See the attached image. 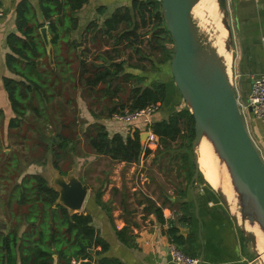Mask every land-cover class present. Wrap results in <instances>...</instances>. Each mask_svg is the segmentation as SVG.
Segmentation results:
<instances>
[{
  "label": "trees",
  "instance_id": "16d2710c",
  "mask_svg": "<svg viewBox=\"0 0 264 264\" xmlns=\"http://www.w3.org/2000/svg\"><path fill=\"white\" fill-rule=\"evenodd\" d=\"M88 2L89 0H38V5H35L31 0L18 1L15 11L16 29L6 39L10 48L6 54V63L17 78H3L15 112V117L9 121L10 129H15L18 120H22L20 117H25L30 109L37 113L34 115L44 118L43 124L58 121L54 115L53 118L49 117L42 105L47 109L53 102L56 105V100L60 97L70 104L71 96L66 93L70 90L65 79H69V83H75L76 80L80 81V75L87 78L84 84L86 88L104 85L106 91L114 97L115 94L127 92L126 99L119 106H111L106 117L125 109L135 111L150 103L162 106L166 102L169 87L163 71L167 65L171 67L174 46L169 44H174V40L166 26L161 2L135 0L132 6L117 8L102 24L98 20H91L83 32L84 40H91L98 47L100 43L109 46L97 50L98 59L91 63L83 57L91 51L90 46H86L84 40L71 39L72 33L79 28L78 12ZM1 5L0 0V11ZM102 11L99 8L98 12ZM150 23L152 26L145 31L146 34L140 33L139 29ZM44 25L48 27L49 46L41 33ZM141 35L147 36L152 50L148 54L143 52L141 58L149 60L151 69L145 64L131 65L126 64L125 60L120 62L116 59L121 57L124 49L140 43L143 38ZM135 49L142 52L139 46ZM75 62L78 63L80 72L77 76L74 71ZM81 67L84 69L83 73ZM66 71L70 72L65 73ZM150 73L156 77L149 80ZM64 101L62 100L63 110L59 111L61 118L64 112H74L68 110ZM64 124V129L58 134L60 141L57 145L60 148L76 137L74 128L69 123ZM91 124L92 126L84 127L82 132L86 136V144L97 155H105L117 161L137 162L141 156L154 151L142 142L139 130L141 126L135 127L133 133L124 135L121 132L110 134L103 122ZM150 127L159 137L158 147L164 144L169 146L171 141L181 139L180 145L185 149L180 150V153L185 162L179 167V171L181 175L184 172L188 182H191L194 174V169L190 166L191 162L194 166L192 144L195 138V119L189 108L184 107L172 112L168 118L155 120ZM46 137L50 136L42 135L43 139ZM0 146L3 145L0 143ZM59 147L54 146L52 149V163L60 173L66 174L60 168L59 159L63 152ZM73 148H77L75 141ZM2 152L4 155L5 152ZM67 154L69 151L64 152V156ZM20 171V179L7 195L9 204L14 208V226L8 225L6 232L0 229V264H19V261L21 264H123L103 255L109 248V242L93 224L92 214L70 212L66 206L57 202L59 191L50 185L39 170L26 171L22 165ZM202 175L200 171L199 177ZM182 193L187 194L186 190H181ZM150 206L164 219L161 207L152 201ZM184 210L190 212L188 206ZM122 232L124 230H118L121 236ZM180 238L181 236H174L173 240L179 245L182 243Z\"/></svg>",
  "mask_w": 264,
  "mask_h": 264
},
{
  "label": "crops",
  "instance_id": "0c3cea01",
  "mask_svg": "<svg viewBox=\"0 0 264 264\" xmlns=\"http://www.w3.org/2000/svg\"><path fill=\"white\" fill-rule=\"evenodd\" d=\"M1 1L0 116L7 120L9 126V121L15 116V112L11 107L3 78L5 76L17 78V75L8 68L6 63V54L10 50L6 39L8 34L16 29L15 11L19 0ZM133 1L135 0H89L78 12L79 28L72 33L71 37L79 41L84 40L83 32L93 18L100 16L102 24L103 20L113 14L117 8L132 6ZM31 2L38 5V0H31ZM99 8H102V13L98 12ZM229 10L234 36L232 70L236 75L237 86L242 90V95L246 99L254 76H258L264 71V0H230ZM44 26L47 27V25ZM163 72H165L163 77L168 84L169 92L166 102L153 114V121L168 118L172 112L187 107L172 74L170 75L168 66L164 67ZM149 76V80L156 77L153 73H150ZM149 80L147 79V82ZM105 124L112 133H133L137 126H141L139 129L141 133L147 129L143 119L127 123L111 116L110 119H105ZM249 129L264 158V121L251 113ZM157 152L150 154L155 155ZM111 160L118 163V168L122 170L121 174L126 173L123 171L124 168L134 171L140 162ZM140 160L142 161V159ZM192 165L191 162L190 168L194 169ZM200 169L203 175L199 177L195 188L198 199V216L191 192V182H188L184 172L177 195H169L163 190L162 193H157L158 204H161L155 203L159 207L163 206L164 219L154 212L150 204L147 205L143 201L137 203L135 208L130 210L131 215L125 214L126 216H124L120 211L114 213L106 202V192L108 190L111 192L112 185H115L118 187L117 192L124 194L123 186L125 184L122 178L113 177L114 181L110 183L108 190L101 191L105 194L103 197L102 194L96 195L92 192V187L89 185L88 199L94 202L93 204L91 202L88 212L93 216V224L109 242V248L103 255L123 264H178L171 258L170 244L174 241V236H181L180 249L189 255L198 257V264H260L255 261V258L260 256L256 254L252 243L247 240L237 220L219 200L216 194L218 186L207 178L202 167ZM126 175L128 174L126 173ZM105 183L107 184V182ZM181 190H186L187 194H181ZM107 194L109 195V193ZM100 199L105 200L103 207L99 203ZM167 202L179 205L181 215L177 221L172 216L173 210L169 205H165ZM182 204L184 206L186 204L190 212H186L185 208H182ZM182 229L185 231L183 232ZM118 230H124L122 236L118 234ZM173 230L175 231L173 232ZM258 245L262 247L259 248ZM257 248L261 257L264 258V245L257 241ZM76 263L78 262L76 261Z\"/></svg>",
  "mask_w": 264,
  "mask_h": 264
},
{
  "label": "rangeland",
  "instance_id": "374dc122",
  "mask_svg": "<svg viewBox=\"0 0 264 264\" xmlns=\"http://www.w3.org/2000/svg\"><path fill=\"white\" fill-rule=\"evenodd\" d=\"M209 2L215 9L216 15L223 25V29H226L222 22V13L220 12L217 0H209ZM93 19L102 22L100 21L102 20L100 16ZM150 26H152V23H150L149 26L140 28V33L146 34L145 31ZM225 32L227 38V29ZM95 33L100 35L98 31ZM90 38L91 36L89 39ZM84 41L86 46H90L91 51L88 55L83 57L90 63L93 62L94 59H98L97 56L99 54L97 55V50L109 48V46L104 45V43H100V47H98V45L92 44L91 40ZM136 46H139V49L142 52H137L135 49ZM169 46L172 47L174 44L170 43ZM151 51L152 50L148 45L147 36H145L141 39L140 43L138 42L137 44L124 49L121 57L118 56L116 59L120 62L125 60L126 64L131 65L139 64L142 66L145 64L151 69L152 65L149 60L141 58L143 52L148 54L151 53ZM48 63H50L49 60ZM168 64L170 63L168 62ZM167 66L170 71V65ZM71 68L73 70V67ZM78 69V63L75 62L74 71L76 76L79 72ZM80 70L81 73H83V67H81ZM69 72L66 71L65 73ZM230 73L232 74L234 82L237 84L236 75L231 71ZM65 81L70 90V92L66 91V93H69V96L72 97L69 98L72 102L68 104L59 96L62 99L58 98L56 100V105L53 102V104H51V106L49 105L47 109L42 105L44 112L51 118H53V115L56 116L58 121H50L46 122L47 124H43L42 122L45 121L44 118L34 115L37 113L30 109L29 112L24 115L25 117H20L22 120H18V126L15 127V129H9L7 120L3 116H0V143L3 145L2 147L0 146V229L5 232L7 231L8 225L12 227L14 226L12 225L14 224L12 221L14 208L9 204L7 195L11 193L12 187L18 182V179H20L18 174L21 172V166L23 165L26 171L39 170L40 173L48 179L49 183L52 182L55 176L60 172L58 169H55V166L52 163V149L54 146L59 147L57 145L60 141L58 134L64 129L62 128L65 127L64 122L69 123L71 125L70 127L74 128L76 137L71 138L72 141H69L65 147H59L63 152L62 157L59 159L61 170L64 171L66 175L69 172H72L85 184L88 186L90 185L92 187V192L96 195L102 194V197L105 194L101 191L103 190L105 192L108 190L110 183L114 181L113 177L122 178L126 185L123 186L124 194L117 192L118 187L115 185H112L111 192H109V190L106 192V202L111 206L114 213L120 211L124 216L131 215L130 210L134 209L136 204L140 201L145 202L147 205L150 204L151 201L154 203L157 202L158 204L159 199L157 198V193H162L163 190L169 195H177L178 186L179 184H182L183 177H181L182 175L179 171V167L182 166V163H184L185 160L183 159L180 150L185 148L180 145L181 139L171 141L169 146L164 144L162 147H156L157 149L154 148L152 153L157 152L160 148L155 155L145 154L144 157L141 158L142 161L140 160L139 166L136 165L134 171L124 168L123 171L128 175H126V173L121 174L122 170L118 168V163L116 161H112L105 155L95 154L86 144V136L82 132V129L86 126H92L91 123L97 121L105 123V119H110L111 117H106L110 110L109 108L113 105L119 106L120 102L123 99H126L127 92L115 94L114 97L111 93L106 91V86L104 85L86 88L84 87V84H86L85 82H87V78H84L81 75L80 81L76 80L75 83H69V79H65ZM71 86L75 87L71 88ZM239 90L242 93L240 88ZM66 93L65 96H67ZM55 99L56 98H54V100ZM62 100L68 105V110L74 112H64L62 113L61 118L59 111L63 110ZM27 119H30V121ZM72 130L73 129H70V131ZM109 133L113 134L110 131ZM43 134L49 135L50 137L43 139ZM123 134L127 135L128 133L126 132ZM74 141L77 143L76 149H72ZM142 142L147 144V137L144 138ZM2 151H5L4 155H2ZM65 151H69V154L66 156H64ZM6 158L9 160H6ZM38 167L43 169H39ZM115 169H118V171H115ZM66 175L64 174V176ZM105 182H107V184ZM107 193H109V195ZM89 194L90 191H88L80 212H88V207L91 205V202L93 204L94 201L88 199ZM148 199L152 200L148 201ZM99 203L101 204V207H103L105 200L100 199ZM165 205H169L170 209L173 210L172 216L177 221V218L181 215L179 205L171 204V202H167ZM185 206L187 205L185 204ZM185 206L182 204V208H185ZM161 208H163V206ZM252 228L254 227L252 226ZM255 259L257 263L264 264L263 257H256Z\"/></svg>",
  "mask_w": 264,
  "mask_h": 264
},
{
  "label": "water",
  "instance_id": "95a60500",
  "mask_svg": "<svg viewBox=\"0 0 264 264\" xmlns=\"http://www.w3.org/2000/svg\"><path fill=\"white\" fill-rule=\"evenodd\" d=\"M158 1L162 4L166 26L174 40L171 72L186 106L195 119V138L192 144L194 174L191 179V192L196 214L198 216L195 188L201 171L197 148L206 137L228 169L243 223H240L238 215L232 212L223 190L216 188V194L237 220L256 254L261 257L257 248V235L246 229L245 222L257 224L264 233V158L248 132L238 104L235 82L230 73L233 72L234 36L229 1L217 0L222 22L228 31L224 47L230 54L229 60L219 52L218 47L200 27L193 12L199 0ZM41 33L49 46L46 26L41 28ZM147 135L148 131L145 130L141 133V139L144 140ZM50 185L59 191L57 202L66 206L70 212L82 209L89 188L79 177L72 172L66 176L59 172Z\"/></svg>",
  "mask_w": 264,
  "mask_h": 264
},
{
  "label": "bare ground",
  "instance_id": "6f19581e",
  "mask_svg": "<svg viewBox=\"0 0 264 264\" xmlns=\"http://www.w3.org/2000/svg\"><path fill=\"white\" fill-rule=\"evenodd\" d=\"M210 2L209 0H199L193 9V12L198 18L199 25L202 30L208 34L209 38L218 47L219 52L223 54L227 60H229L230 54L224 47V41L227 39L225 34L226 29H223V25L219 21L216 11L211 6ZM197 152L199 155L200 166L204 170L205 175L211 182L217 185L218 188L223 190L230 203L232 212L237 214L239 222L243 223L238 207L236 193L234 191L228 169L226 165L221 162L220 158L214 151L212 143L206 137L202 139L199 147L197 148ZM252 226L254 228H252ZM245 227L249 231H254L257 235V241L264 245V233L257 224L251 225L248 221H246ZM258 247L260 248L262 246L258 245Z\"/></svg>",
  "mask_w": 264,
  "mask_h": 264
},
{
  "label": "built area",
  "instance_id": "2783aa9c",
  "mask_svg": "<svg viewBox=\"0 0 264 264\" xmlns=\"http://www.w3.org/2000/svg\"><path fill=\"white\" fill-rule=\"evenodd\" d=\"M228 1L230 2V0ZM235 87H236L238 104L245 119L248 132L251 135L249 129V116L251 115V113L255 117L264 121V71L260 75L254 76L252 84L250 86L248 97L246 99L243 97L236 83H235ZM159 108H160L159 104L150 103L144 108L137 109L135 111H130L129 109H125L119 113L117 112L113 114V116L115 119L127 123H132L137 121L138 119H143L147 126L146 130L148 131V135H147L148 142L146 144V147L154 149L159 146V137L153 132V130L150 127V124L153 122L152 120L153 114ZM253 141L255 142L254 139ZM256 146L259 149L257 144ZM170 253H171V258L178 264L199 263L198 257L183 252L175 241L171 242L170 244Z\"/></svg>",
  "mask_w": 264,
  "mask_h": 264
}]
</instances>
